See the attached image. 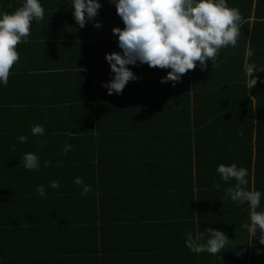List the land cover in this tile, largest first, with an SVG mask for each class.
<instances>
[{
    "label": "trees",
    "instance_id": "16d2710c",
    "mask_svg": "<svg viewBox=\"0 0 264 264\" xmlns=\"http://www.w3.org/2000/svg\"><path fill=\"white\" fill-rule=\"evenodd\" d=\"M244 1L245 7L239 8L240 22L251 13L254 16L250 47L246 54L247 23L239 27L242 37L236 46L219 52L218 58L208 60L203 70L197 62V67L183 74L180 81L161 83V78L170 69L137 62L128 67L139 79L129 81L121 94L109 95L102 84L109 81L113 74L105 56L121 51L112 28H123L124 24L116 8L111 7L114 4L110 0H99L102 7L98 15L85 26L96 28L94 24L99 22L101 27L97 29L100 37L106 39L95 42L92 49L91 43H71L75 47L72 59L75 56L87 60L80 83L69 82L66 87L63 85L48 96L43 91L38 107H28L27 111L33 114L29 124H14L11 121V113L25 108L17 105L23 103L22 98L7 100V106L0 104V264H91V256L98 251L91 250V245L81 240L84 231L95 229L102 239L111 231H123L133 223L128 207L138 210L141 202H145L147 208L155 207L157 204L152 205L154 199L151 196L160 197L163 194L166 198L159 204L168 205V212L182 208V226L186 232L193 233L194 238L211 227L222 231L229 240L219 254H197L186 246L184 234V264H264V244L259 243V229L252 237L241 227L249 222V205L231 201L225 190L234 186L236 181L225 183L215 171L221 163H235L248 170L245 187L264 192V0H255L254 6L253 0ZM237 3L233 0L232 5ZM227 5L230 6L229 0ZM4 6L7 8L3 11ZM62 6L51 7L55 12L52 16H73V11L68 12ZM19 7L17 5L12 9L7 1L1 3L0 0V12L11 13ZM51 24L49 34L46 28L39 33L32 25L28 43L21 44V54L23 47L28 45L37 50L35 56H50L47 52L50 49L48 45H52L50 38L57 36L52 28L58 27L53 22ZM82 44L86 45V51L77 50ZM250 63L261 71L255 73L257 84L252 88L247 87L252 77L249 74L248 78L245 77ZM43 68L47 69V65ZM225 70L232 71L228 80L224 76ZM235 71H241L240 78L235 76ZM6 90L8 98L15 92L11 86ZM66 91L70 92L69 108L72 109L68 118L57 109L61 93ZM19 92L22 95L24 90ZM27 101L30 103L28 98ZM130 105L136 106L129 109ZM148 106L154 107L155 113L147 114V124L141 126L138 120ZM51 114L59 116V121H52ZM40 115H44L43 121L47 123L68 124L75 137L62 142V135L61 142L53 144L47 133L49 126L42 122ZM127 120L135 122V126L127 128ZM37 124L44 126L43 136L31 134V127ZM129 125L132 126L131 123ZM133 129H150L159 134L169 132L171 137H175L172 135H176V130H182L187 136L186 142H190L192 136V140L197 142L193 151L189 147L178 150V153L195 164L196 168L190 165V171L197 177L189 175L188 180L184 178L183 182L177 183L179 186L173 184L161 188L158 195L147 191V197L137 201V195L144 193L141 185L126 184L115 175L106 174V168L115 169L114 164L133 161V157H127L122 152H126L124 148L118 150L119 157L115 155V139L127 136L124 131ZM21 135L27 136L26 142H19ZM91 137L93 141L88 150L80 151V146H87L81 138ZM98 143L105 149H94V144ZM66 145L70 146V150L64 152ZM27 152L39 157V170L23 167L22 156ZM44 161H49V166L45 167ZM152 161H158L157 157L153 155ZM72 164L76 170H71ZM132 167L135 175H142L143 169L138 170L135 165ZM200 172L204 176L200 177ZM76 177L91 185L92 190L87 195H81L82 186L74 182ZM52 180L58 181L61 187L51 188L49 182ZM41 184L46 188V197L39 196L35 191ZM116 197L123 198V204L114 202ZM257 210H264V197ZM101 251L104 253L102 258L109 259V264L111 258L115 261L109 249L101 248Z\"/></svg>",
    "mask_w": 264,
    "mask_h": 264
},
{
    "label": "crops",
    "instance_id": "0c3cea01",
    "mask_svg": "<svg viewBox=\"0 0 264 264\" xmlns=\"http://www.w3.org/2000/svg\"><path fill=\"white\" fill-rule=\"evenodd\" d=\"M5 1H7L8 6L12 9L17 5L22 6L23 4V0H4V2ZM236 1L239 3L232 5L233 0H229L230 6L228 5V7H234L237 9L245 7L246 4L244 0ZM254 1L255 0H253L252 6H254ZM1 3H3V0H1ZM40 3L44 8V18L39 21L34 20L31 26L33 25L34 28L36 27V30L39 33L42 31L44 32L46 28L49 34L50 26L52 25L51 22H53L54 26H58L57 28H52L53 32L57 34V36L50 38L52 41L49 43L52 45H48L50 49L47 51L50 56L42 55L41 57H37L34 55L37 50L32 47L29 48L28 45L23 47V53L21 54L22 43L16 46L19 54V60L10 69L8 85H0V104L3 103L7 106L6 103L9 99L20 100V98H22L23 100L22 104L17 105H22V107L25 108L11 113L10 115L11 121L14 124L22 122H24L23 124L27 122V124H29V120L32 118L33 114L32 111H27L28 107L32 106L35 109L38 107L39 104H37V102L40 100L43 91H45L46 96H48L63 85L66 87L69 82L76 81L78 83L79 81L80 83L79 79L82 74H84L85 63L87 60L80 57L76 58L75 56H73L72 59V52L75 48L71 45L73 41L91 43L90 48L92 49V45L95 42L106 39L100 37V31L97 28H93L92 26L89 28L87 26L81 28L72 15H61L57 18H55L56 16H52L55 12L51 9V7H55L57 5H63L62 8L65 7L67 11H74L73 6L69 4L70 0H40ZM111 7L115 8V5ZM5 8L7 7L4 6L2 8L3 11ZM48 13H50L49 16H47ZM54 18L56 21H54ZM91 21L92 20H90V22ZM253 21L254 16L253 13H251L248 18L239 23V27L242 24L243 26L246 23L248 24V30L245 36V54L250 47L251 24ZM31 29L32 27L30 30ZM241 37L242 35L240 32L238 39L241 40ZM229 48H232V46L222 47L219 52L222 53L224 50ZM77 50L86 51L87 47L82 44L79 48H77ZM219 52L217 55H220ZM217 58L218 57L216 56L214 60ZM46 65L47 69L43 68V66ZM235 73V76H238L239 78L242 75L241 71H235ZM245 74V77L248 78V73L245 72ZM224 76L228 80V78L232 76V71L225 70ZM8 86L14 87L15 89V92L11 93L10 98H8L5 94L8 93L6 90ZM37 87H39L38 90L36 89ZM21 90H24L22 95L19 94V91ZM75 92L77 93V91ZM69 94V91L62 92L58 103L59 105L57 106L59 113L65 118H68V116L72 114L70 112L72 109L69 108ZM27 98L30 103L27 101ZM135 106L136 105H130L128 108L134 109ZM142 113H144V115L140 120H138V124L146 126L147 120L145 117H147V114L155 113V108H151V106H148L147 108L145 107ZM40 116L42 122L47 123L43 121L45 120L44 115ZM130 117H132L131 114ZM50 118L52 121L54 120L55 123L59 121V116H55L54 114H51ZM127 121V128L135 126V122H131L129 120ZM49 123H47L49 126L47 133L49 135V140L53 144L55 142H61L62 135V142L72 140L75 137L71 133V126L68 124L58 125L50 123L51 125H49ZM130 123L132 126L129 125ZM124 132H126L127 136L123 138L121 137V139H115V155L119 157L118 150L124 148L126 152H122L126 153L127 157H133V161L114 164L115 169L112 168L113 165L110 167L112 169L106 168V174H109L111 177H114L115 175L116 178H119L121 182L126 184L141 185V191L144 193L137 195V201L141 202L139 199L146 198L147 191L150 193L154 191L151 195L155 193L158 195L161 188H167L173 184L179 186L177 183L183 182L184 178L188 180L189 175L197 177V174H192L190 171V165L193 168H196L195 164L188 162L189 159L184 158L183 154L178 153V150H187L189 147H191L193 151L197 142L192 140V136L190 142H186L185 138H187V136L182 130H176V135H172L175 137H171L169 132L159 134V132H153V130L150 129H133ZM192 132L193 130L191 129V133ZM91 135L94 136L93 133ZM92 141V137L90 139L81 138V142L87 146H80V151H87L90 147L88 145H90ZM95 144L94 149H105L101 143H98L97 145ZM38 146L39 148L41 147L39 144ZM153 155L157 157L158 161H152ZM191 161H193V158ZM132 165H135L138 170L143 169L142 175H135V170ZM71 170H76V167L73 165ZM201 171H203V169ZM72 176L75 177L76 175ZM201 176H204L203 172H200V177ZM151 197L154 199V203L152 205L157 204L155 207L152 206L147 208L145 206V202H141L138 210L137 208L133 210L129 207L127 208V211L131 214L130 220L133 218V221H131L133 223H130L132 226L123 228V231H111L105 239L97 236L95 229H91V231H88L87 229V232L84 231L81 240L85 241L87 245H91V250L98 251V254L91 256V264H109V259L107 260V258H102L104 253L101 251V248L109 249L111 256L115 258V261L112 258L110 259L111 264L185 263V261H183L185 260V256L183 254L184 245L182 244V240L184 239V234L188 232H186V229L182 226V208H179L176 211L173 210V212H168V205L161 206L159 204L165 200L166 196L164 194L160 197ZM122 200L123 198L116 197L114 202L116 201L117 204L121 205L123 204ZM99 202L100 201H98V205ZM189 228L190 227L187 229ZM98 234L100 235V233Z\"/></svg>",
    "mask_w": 264,
    "mask_h": 264
},
{
    "label": "clouds",
    "instance_id": "9594fccd",
    "mask_svg": "<svg viewBox=\"0 0 264 264\" xmlns=\"http://www.w3.org/2000/svg\"><path fill=\"white\" fill-rule=\"evenodd\" d=\"M110 3L115 5L124 27L112 28L121 51L105 56L113 74L109 81L102 84L109 95L121 94L129 81L139 79L129 65L139 62L149 67L170 69L161 78V83H175L181 80L183 74L194 70L197 62L202 70L206 68V62L213 61L222 47H235L239 38L241 15L239 9L228 7L227 0H110ZM70 4L74 9L73 17L81 28L93 20L102 7L99 0H70ZM43 18L44 8L40 0H23L22 6L14 12H0V85L8 83L10 69L19 60L16 46L28 43L32 22ZM94 27L100 28L101 24L97 22ZM247 72L252 77L247 87L252 88L257 84L255 73L261 71L250 63ZM31 134L43 136L44 126L33 125ZM18 140L26 142L27 136L21 135ZM69 150L67 145L63 149L64 152ZM49 163L44 161V166H49ZM22 165L27 170H39L40 159L35 153L27 152L22 156ZM215 171L225 183L236 181L234 186L225 190L226 195L233 202L249 205V222L241 227L252 237L259 229V243L264 244V210H257L261 207L264 192L248 190L245 187L248 170L235 163H221ZM74 182L82 186L81 195H87L92 190L91 185L85 184L80 177H76ZM49 186L53 189L61 187L56 180L50 181ZM216 187L219 188V185ZM35 191L39 196L46 197L43 184L38 185ZM185 236L186 246L197 254H219L229 241L222 231L211 227L206 228V233L195 235V238L191 232L185 233Z\"/></svg>",
    "mask_w": 264,
    "mask_h": 264
}]
</instances>
